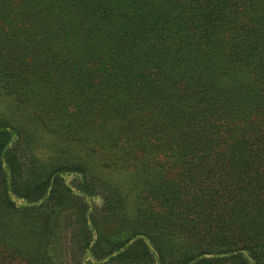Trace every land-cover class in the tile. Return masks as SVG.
I'll return each instance as SVG.
<instances>
[{
	"label": "trees",
	"instance_id": "1",
	"mask_svg": "<svg viewBox=\"0 0 264 264\" xmlns=\"http://www.w3.org/2000/svg\"><path fill=\"white\" fill-rule=\"evenodd\" d=\"M1 98L0 264H264V0H0Z\"/></svg>",
	"mask_w": 264,
	"mask_h": 264
},
{
	"label": "rangeland",
	"instance_id": "2",
	"mask_svg": "<svg viewBox=\"0 0 264 264\" xmlns=\"http://www.w3.org/2000/svg\"><path fill=\"white\" fill-rule=\"evenodd\" d=\"M7 105H8V101H7V99L6 98H4V99H0V106L2 107V108H7ZM121 179H123V180H125L126 179V175L123 177V175L121 176ZM120 179V180H121ZM99 198V197H98ZM97 202H98V206L100 205V203H101V199L99 198V200H97Z\"/></svg>",
	"mask_w": 264,
	"mask_h": 264
}]
</instances>
